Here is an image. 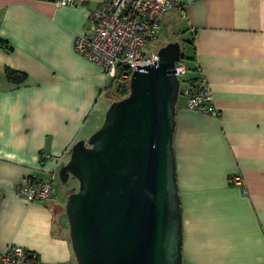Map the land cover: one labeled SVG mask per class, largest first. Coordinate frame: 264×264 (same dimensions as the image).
<instances>
[{
    "label": "crops",
    "instance_id": "obj_1",
    "mask_svg": "<svg viewBox=\"0 0 264 264\" xmlns=\"http://www.w3.org/2000/svg\"><path fill=\"white\" fill-rule=\"evenodd\" d=\"M102 2L0 0V252L21 246L37 254V264L75 263L57 186L37 203L18 197L16 187L46 178L102 123L111 102L106 76L74 48ZM181 2V11L162 17L158 34L188 35L186 77L205 80L218 111H194L182 97L176 105L182 259L264 264V0ZM152 41L151 49L168 42ZM8 69L26 80L10 81Z\"/></svg>",
    "mask_w": 264,
    "mask_h": 264
},
{
    "label": "water",
    "instance_id": "obj_2",
    "mask_svg": "<svg viewBox=\"0 0 264 264\" xmlns=\"http://www.w3.org/2000/svg\"><path fill=\"white\" fill-rule=\"evenodd\" d=\"M135 65L128 93L110 102L101 125L76 141L58 169L74 264H184L182 207L173 136L180 43Z\"/></svg>",
    "mask_w": 264,
    "mask_h": 264
},
{
    "label": "built area",
    "instance_id": "obj_3",
    "mask_svg": "<svg viewBox=\"0 0 264 264\" xmlns=\"http://www.w3.org/2000/svg\"><path fill=\"white\" fill-rule=\"evenodd\" d=\"M57 6H72L76 0H50ZM181 0H103L88 17L87 29L74 40L75 50L97 64L106 76L107 86L112 81L129 83L135 65H146L157 60V49L146 50L160 31L162 17L169 11H181ZM180 80L179 97L194 111L218 115L212 92L203 78L195 81L186 77L182 60L175 63ZM58 167L47 172L46 178H30L16 187V194L28 202L51 199L59 183ZM237 182L240 177L235 178ZM3 264H37L33 251L21 246H8L0 252Z\"/></svg>",
    "mask_w": 264,
    "mask_h": 264
},
{
    "label": "rangeland",
    "instance_id": "obj_4",
    "mask_svg": "<svg viewBox=\"0 0 264 264\" xmlns=\"http://www.w3.org/2000/svg\"><path fill=\"white\" fill-rule=\"evenodd\" d=\"M181 25L178 24L176 28H179ZM156 37H158L160 40H168L169 41L171 39L173 41L174 40L178 41L180 43L181 53L182 54H184V52L187 49H189L188 45H187V42L185 41L188 38V35L187 34H183V32L181 34H179L178 36H173L172 34H169L166 31V29H163L162 33L157 34ZM154 42L155 41H151V42L146 43V50H150L151 48H155L156 45L154 44ZM107 95H108V98H109L108 100L109 101L110 100L111 101L115 100L114 99L115 98V94L112 92V90L111 91L108 90L107 91ZM101 97L103 98V95ZM77 184H78L77 181L70 177L65 184H63V185H61L59 183L57 184L56 192L59 194V196L61 198H64V200H65V197H64L65 191L69 192L71 190V188H73V187L77 188Z\"/></svg>",
    "mask_w": 264,
    "mask_h": 264
},
{
    "label": "trees",
    "instance_id": "obj_5",
    "mask_svg": "<svg viewBox=\"0 0 264 264\" xmlns=\"http://www.w3.org/2000/svg\"><path fill=\"white\" fill-rule=\"evenodd\" d=\"M183 59V56L181 57L180 60ZM6 77L12 81V82H23L26 80V75L23 73H17L13 70H6ZM108 90H112V92L115 94V100L120 99L124 97L129 90V85L128 82H125L124 84L118 83V81H112L108 86ZM60 184V182H59Z\"/></svg>",
    "mask_w": 264,
    "mask_h": 264
}]
</instances>
